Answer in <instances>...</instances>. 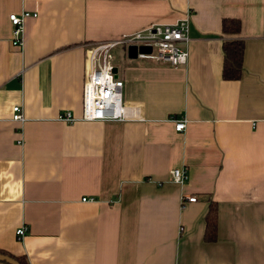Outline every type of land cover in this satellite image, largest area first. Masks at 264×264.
Instances as JSON below:
<instances>
[{
    "label": "crops",
    "instance_id": "crops-1",
    "mask_svg": "<svg viewBox=\"0 0 264 264\" xmlns=\"http://www.w3.org/2000/svg\"><path fill=\"white\" fill-rule=\"evenodd\" d=\"M23 12L37 16L15 48L9 16ZM188 15L185 67L112 51L133 119L58 121L81 116L88 46ZM226 19L241 24L238 81L222 78ZM182 168L188 180L172 183ZM0 254L25 264H264V0H0Z\"/></svg>",
    "mask_w": 264,
    "mask_h": 264
},
{
    "label": "built area",
    "instance_id": "built-area-1",
    "mask_svg": "<svg viewBox=\"0 0 264 264\" xmlns=\"http://www.w3.org/2000/svg\"><path fill=\"white\" fill-rule=\"evenodd\" d=\"M36 14L23 12L11 14L9 22L12 26L11 44L15 48L23 46L24 23ZM189 15L184 19L167 26H153L148 30L129 36H124L118 42L94 44L86 48V71L82 92V112L80 118L70 113L62 114L58 121L63 123L76 122H124L132 118L131 110L122 101L124 81L114 74L112 51L122 46L126 52L129 48L137 49L136 60H149L172 68L185 67L189 61ZM149 48V54H140L139 49ZM12 121L22 124L25 121L19 106L12 109ZM185 121H175V131L183 132ZM171 181L182 185L188 180L185 168L172 170ZM94 198H83L81 202H94ZM189 203L196 202V198H187ZM185 202V200H184ZM183 204V200H182ZM25 227L16 231L22 237Z\"/></svg>",
    "mask_w": 264,
    "mask_h": 264
},
{
    "label": "trees",
    "instance_id": "trees-1",
    "mask_svg": "<svg viewBox=\"0 0 264 264\" xmlns=\"http://www.w3.org/2000/svg\"><path fill=\"white\" fill-rule=\"evenodd\" d=\"M139 1V0H130ZM222 34L231 37L230 40H225L222 45L223 49V68L222 78L226 81H238L242 74L244 42L238 39L241 31V24L237 20L226 19L222 21ZM218 212L215 203L210 202L208 212L205 216L204 241L213 243L217 238V223ZM14 259V258H13ZM20 264L25 262L15 259Z\"/></svg>",
    "mask_w": 264,
    "mask_h": 264
},
{
    "label": "water",
    "instance_id": "water-1",
    "mask_svg": "<svg viewBox=\"0 0 264 264\" xmlns=\"http://www.w3.org/2000/svg\"><path fill=\"white\" fill-rule=\"evenodd\" d=\"M137 52L138 51L135 47L129 48L127 51V58L129 60H136ZM150 52H151V50L149 48L142 47L139 49L140 54H149ZM114 74L117 76V70L116 69H114ZM0 262L6 263V264H20L15 259H13L9 256L2 255V254H0Z\"/></svg>",
    "mask_w": 264,
    "mask_h": 264
},
{
    "label": "rangeland",
    "instance_id": "rangeland-1",
    "mask_svg": "<svg viewBox=\"0 0 264 264\" xmlns=\"http://www.w3.org/2000/svg\"><path fill=\"white\" fill-rule=\"evenodd\" d=\"M123 53L125 54V57L127 56L126 50L123 48Z\"/></svg>",
    "mask_w": 264,
    "mask_h": 264
}]
</instances>
